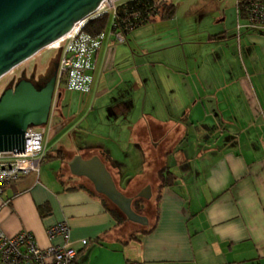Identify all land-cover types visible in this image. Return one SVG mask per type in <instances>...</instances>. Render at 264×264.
<instances>
[{
	"label": "crops",
	"instance_id": "crops-1",
	"mask_svg": "<svg viewBox=\"0 0 264 264\" xmlns=\"http://www.w3.org/2000/svg\"><path fill=\"white\" fill-rule=\"evenodd\" d=\"M207 42L201 66L188 56L183 63L167 56L169 62L145 71L155 79L144 81L137 71L141 84L126 79L135 69H117V49L105 43L98 54L94 89L68 90L69 97L82 98L80 111L91 98L132 102L116 112L120 125L114 138L107 136L108 142L94 146L91 156L114 163L117 147L128 149L130 141L140 150V172L124 174L118 182L129 195L138 196L150 187L147 200L154 199L159 208L150 233L124 244V236L134 228L118 226L101 197L70 179L76 176L71 170L66 179L64 168L71 159L66 153L65 158L55 155L65 148L50 146V139L57 134L55 111L67 89L53 98V116L50 113L43 125L49 130L45 141L52 156L41 166L47 161L60 166H40L39 172L6 185L0 199V231L8 236L30 231L39 246L47 248L65 242L62 235L48 233L65 221L70 242L79 251L76 264H264V33L222 29L209 34ZM165 44L160 41L155 49L173 47L169 41ZM123 87L130 92L126 99L120 97ZM158 147L165 148L158 152ZM149 150L158 155L153 156V166H147ZM164 166L176 179L159 191ZM152 176L154 185L149 183Z\"/></svg>",
	"mask_w": 264,
	"mask_h": 264
},
{
	"label": "rangeland",
	"instance_id": "rangeland-1",
	"mask_svg": "<svg viewBox=\"0 0 264 264\" xmlns=\"http://www.w3.org/2000/svg\"><path fill=\"white\" fill-rule=\"evenodd\" d=\"M115 1L122 2L124 0ZM155 1L157 3L164 1L174 2L177 5V10L173 17L162 20L155 19L143 27L141 26L129 33L128 42L114 45L117 49L116 58H121V64L117 69L122 70L128 68L131 70L135 69L136 71L134 74L130 73V76L126 78L129 82L135 80L138 84L142 83V79L137 72L139 70L140 73H143L144 81L155 79V77L153 78L152 72L148 73L145 71L159 68L160 62L167 63L170 61L169 58L173 59L175 62L178 60L183 63L184 56H188L192 58V64L195 61L197 65L201 66L202 60L204 61L205 54L209 48L207 42L208 35L222 31V29H232V31H234L237 28V0ZM241 23H244L243 19H241ZM160 41L163 42V45H166L165 43L169 41L170 45L173 43V47L165 48L164 46L163 50L160 48L155 49V47H158ZM155 43L157 44L155 45ZM152 45L154 46L150 49ZM143 46H149V48L144 51L142 50ZM167 56L169 57L168 59ZM58 60V49L52 47L43 48L33 57L20 63L0 79V96L9 84L13 83V85H15L22 78L31 80L36 86L42 87L53 76L58 65ZM127 80H125L126 83H128ZM125 88H121L119 92L121 93V99H126L127 95L130 94ZM54 96H56V93ZM81 100V97H69V92L66 90L64 97L60 102V106L57 111H55L57 116L54 125L57 126L58 131L55 137L50 139V146L57 145V148L63 146L68 159H72L77 154H81L86 159L92 157V153H95L94 146L104 145L108 142L107 136L114 138V136L111 135L114 134V132L117 133L120 123L116 121V112L132 106V102L126 104L124 102L125 105H122L115 101L116 99L113 101L110 100L112 101L110 102L108 97H100L96 102L94 98L87 100L85 106H83L84 108L80 111ZM70 103L72 104L71 109ZM54 107L55 103L52 106V109ZM77 109H79V111L74 115L73 110ZM110 116H113V118ZM69 117H72L70 123L62 124V121ZM48 136L49 130L46 131L44 139L46 140ZM115 143L117 142L115 141ZM127 143L128 149H126L127 145L126 147H117V151L113 154L115 155L114 163L105 162L108 169L111 171L116 184L126 195L130 192L126 191V189H124L125 186H122L121 183L118 182V177H121L124 174L126 175L127 173L133 175L139 173V169H141L140 167L144 160L142 153L134 147L132 141ZM164 148L158 147L156 151L163 152ZM156 154L157 153L155 152L150 153V150L148 151L147 166H153V156H158ZM59 166L60 163L47 161L45 165L43 164L41 166V168L42 170H49L52 167L57 170ZM64 174L66 179L71 174L68 164L64 168ZM76 178L78 177L72 176L70 179L78 182L77 184L81 183L93 189V184L89 179L85 177H82L81 179ZM155 181L156 178L154 176L149 178V183L154 185ZM143 190L144 189L141 191ZM149 206L147 215L152 219L153 216L151 215H155L156 207L154 199L150 201ZM132 226H134L132 223L127 224V227L131 228ZM131 250L135 251L136 249L132 248ZM132 251H128V254L132 255Z\"/></svg>",
	"mask_w": 264,
	"mask_h": 264
},
{
	"label": "water",
	"instance_id": "water-1",
	"mask_svg": "<svg viewBox=\"0 0 264 264\" xmlns=\"http://www.w3.org/2000/svg\"><path fill=\"white\" fill-rule=\"evenodd\" d=\"M102 0H0V78L15 66L67 33L73 24L93 13ZM57 72L42 88L20 80L0 96V150H25L30 125H45L50 116ZM73 175L88 178L133 222L149 223L132 208L133 197L120 190L106 163L98 155H75L69 161ZM149 194H147V193ZM150 187L138 193L149 198Z\"/></svg>",
	"mask_w": 264,
	"mask_h": 264
},
{
	"label": "built area",
	"instance_id": "built-area-1",
	"mask_svg": "<svg viewBox=\"0 0 264 264\" xmlns=\"http://www.w3.org/2000/svg\"><path fill=\"white\" fill-rule=\"evenodd\" d=\"M124 1L102 0L93 13L76 21L67 33L47 46L59 52L54 97L65 89L82 93H90L94 89L100 49L105 43L108 47L126 43L129 34L126 30L137 27L141 22L140 16L133 13L134 20L123 26L118 9ZM236 8L239 33L243 29L264 33V0H237ZM105 13L111 14L105 30L92 33L85 29L91 20ZM241 19L244 23H241ZM51 112H54V108H51ZM45 134L43 125H30L25 132V150H0V199L6 185L12 180L31 171L39 172L49 151ZM70 231L65 221L51 226L49 235H62L65 242L47 248L39 246L30 231H22L15 236L0 231V264H76L79 251L70 242Z\"/></svg>",
	"mask_w": 264,
	"mask_h": 264
},
{
	"label": "trees",
	"instance_id": "trees-1",
	"mask_svg": "<svg viewBox=\"0 0 264 264\" xmlns=\"http://www.w3.org/2000/svg\"><path fill=\"white\" fill-rule=\"evenodd\" d=\"M118 10H119L121 23H123V26H125L126 23L131 22V20H134V17L132 16L133 13H136L138 16H140L141 22L140 24H137V27L135 26V28H138L141 25L154 21L155 19L162 20V19L172 18L177 10V5L172 1H164L161 3H157L155 0H125L122 4L119 5ZM110 19H111V14L105 13L102 16L94 20H91L89 24L85 26V29L92 33H98L100 31L105 30L109 26ZM135 28L126 30V32L130 33ZM36 87L38 89L42 88L38 86ZM55 155H58L61 158H65V151L63 149H59L57 151V154ZM51 156L52 154L50 153V151H48L45 159ZM159 179H160L159 191H161L163 187L167 185H172L176 179V176L169 170L168 166H164L159 171ZM78 186L85 187L93 194L101 197L104 206L113 215V217L116 220V224L118 226H121L123 230H125V227L127 226L128 223H132L134 225L132 226V228L134 229H132L129 233L125 235V240L123 241L124 244L128 243L131 240H141L143 236L150 233L156 226L159 208L157 206L155 207V215H151L153 216L152 219L149 215H147V212L149 211L148 207H150L149 205L151 199L147 200V198H144L142 196H137V194L134 195L128 194V196H132L134 198L132 202V208L134 209V211H136L141 215L147 216L149 219V223L147 225H143L129 220L126 214L107 196L98 193L95 190L94 185H93V189L85 186L84 184ZM160 198H161V193H159L156 196V201L158 202ZM127 264H135V263L128 260Z\"/></svg>",
	"mask_w": 264,
	"mask_h": 264
},
{
	"label": "flooded vegetation",
	"instance_id": "flooded-vegetation-1",
	"mask_svg": "<svg viewBox=\"0 0 264 264\" xmlns=\"http://www.w3.org/2000/svg\"><path fill=\"white\" fill-rule=\"evenodd\" d=\"M15 67H16V66H15ZM15 67H14V68H15ZM57 67H58V65H57ZM10 71H11V70H10ZM55 72H57V68L55 69ZM55 72L53 73V75L55 74ZM6 74H7V73H6ZM6 74H5V75H6ZM5 75H3L2 77H4ZM2 77H1V78H2ZM1 78H0V79H1ZM22 79H24V78H22ZM22 79H20V80H22ZM20 80H19V81H20ZM49 80H50V79H49ZM19 81H18V82H19ZM18 82H17V83H18ZM32 82H33V81H32ZM47 82H48V81H47ZM47 82H46V83H47ZM17 83H16V84H17ZM33 83H34V82H33ZM46 83H45L44 85H46ZM16 84H15V85H13V83L9 84V86H7V88H5V90H7V89H13V88L16 86ZM34 85L36 86L35 83H34ZM44 85H43V86H44ZM43 86H42V87H43ZM5 90H4V91H5ZM50 113H51V112H50Z\"/></svg>",
	"mask_w": 264,
	"mask_h": 264
}]
</instances>
